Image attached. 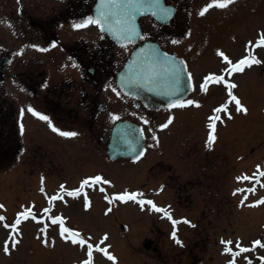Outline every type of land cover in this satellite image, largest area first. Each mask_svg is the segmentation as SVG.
<instances>
[{
  "label": "rangeland",
  "instance_id": "1",
  "mask_svg": "<svg viewBox=\"0 0 264 264\" xmlns=\"http://www.w3.org/2000/svg\"><path fill=\"white\" fill-rule=\"evenodd\" d=\"M260 1L262 8L258 0H242L240 10L230 5L224 14L207 19L205 25L210 37L215 35L213 31L215 23L222 25V22H225L227 26V29L220 31L223 35L213 39L209 43L210 46L212 48L228 46L230 59L238 58L242 53L241 46H245L247 41L252 39L253 34L259 37V34L264 32V0ZM210 15L211 13L209 17ZM258 29L261 30L256 32ZM96 34V29L92 25L85 27V36L94 37ZM258 53L260 54H255L257 58L264 61V50H258ZM216 66L211 58L201 61L193 57L192 70L196 79L189 99L198 102L199 106L195 108L201 107L199 111L192 109L193 104L183 108L168 109L158 114L151 113V117L148 118L149 114L144 116L134 111L126 97L113 96L109 88L105 89L106 87L103 86L100 99L108 103L107 112L96 114L93 111L95 117L91 115L85 119L87 126L85 131H66L62 125L60 127V124L55 125L51 122L61 131L78 133L69 140L54 132L48 121L36 116L25 119L23 134L21 131L24 126L22 123L21 127L19 122L22 151L18 160L15 162V159L12 160L14 165L10 170L0 173V205H3V208H0V215H5L4 221L9 226L14 223L18 213L26 210H31L35 217L41 220L40 222H34L32 219L22 221L17 226L19 234L14 233L11 227H2L0 222V264H81L87 259V246L82 248L63 239L60 235V225H51L46 215H43V209L49 204V197L42 198L37 188L42 178L43 183L48 186L49 194L60 188L59 185L54 186L55 184L69 183L56 174L49 175L48 171H52L51 168H56L59 173H64L62 171L64 169L66 174H71L68 177L75 182L103 171L105 167L100 165L98 160H91L87 164L86 155L95 154L97 138L103 135L106 127L110 128L116 120L112 117L119 116L116 109L120 107L127 110L128 116L138 121L144 128L149 138L147 145L149 152L138 163L123 162L126 166L122 167L132 171L133 179L130 173L119 165L111 166L109 169L113 173L111 175L104 173L105 176H110L111 182L104 184L106 190L136 189L138 184L141 189L137 192L154 196L161 204L171 203L175 218H185L190 224L181 222L175 225L177 239L181 242L177 243L172 237L173 223H168L159 214L151 212L149 214L146 210L141 213L138 208L129 205L125 206L127 210L123 208V204H115L114 201L110 205L104 199L106 193L102 195L89 191L88 208L90 209L81 208L85 207V201L80 204V201L74 197L63 200L65 203L59 199L54 201L51 207L54 212L51 213L64 211L67 216L69 213L70 218L66 219V222L68 221L70 226H76L84 237H90L89 243L102 237L103 233L108 235V239L101 246L108 244L107 250L110 255L115 256V261L108 259L102 252L93 251V264H229L231 254L224 251L226 245L222 244L221 240H231L233 244L230 247L233 250L238 249L234 247L236 240H241L250 248L256 240L264 242V204L249 206L264 199V187L255 195L245 193L248 198L241 205L237 203L238 195L233 194V188L237 186L234 176L241 170H256L257 164L264 159V75L262 76L264 63L245 68L242 73H233L231 77L226 75L230 82L235 84L237 82V88L233 89V93H236L247 108V113L236 112L234 104L229 109L232 117L227 120L229 126L222 125L217 130L216 135L219 133V138L214 149L205 151L200 145L207 141L204 136L205 129L200 125L203 120L201 115L203 111L206 112L207 107L219 104L226 98L221 84L209 82L206 92L200 89L206 76L217 75L223 68L220 65ZM154 115L158 118L153 117ZM170 116L173 122L162 129L160 126L165 124ZM65 120L61 119V121ZM190 121L196 129L190 127L181 133L178 127H186ZM94 125H96L95 129ZM189 136H192L197 143L196 153L181 157V161L174 159L177 161V172L181 174L179 180L185 182L184 180L191 179L186 188H182L191 196L185 198L171 193L179 187L174 180L168 183L166 191L160 186L157 175L148 172L147 167L157 158L153 150L160 143L163 145L164 142V146L169 150L171 148L180 152L179 150L188 144L186 141ZM92 147L93 151H87ZM78 157L79 159H76ZM2 161L0 159V163ZM206 161H212L213 166L199 176L194 170ZM260 164L262 165V162ZM188 167H192L191 171H188ZM80 168H83L82 172L73 176ZM70 169L72 170L69 172ZM261 183L264 185V176L261 178ZM109 207L112 208L111 212H107ZM45 225L48 226L47 245L42 242L44 234L40 232ZM10 233L20 242L14 249H11L9 242L10 254H5L3 246ZM146 242L149 243L148 247L144 246ZM252 252L242 253L236 259V264H249L246 258L250 259L251 264H262L254 259V256H263L264 249L255 247Z\"/></svg>",
  "mask_w": 264,
  "mask_h": 264
},
{
  "label": "flooded vegetation",
  "instance_id": "2",
  "mask_svg": "<svg viewBox=\"0 0 264 264\" xmlns=\"http://www.w3.org/2000/svg\"><path fill=\"white\" fill-rule=\"evenodd\" d=\"M90 1L0 0V59H5L0 69V117L5 119V125L10 124L7 119L14 120L22 112L32 113L28 108L65 129L80 132L87 128L85 119L95 117L93 111L98 106L103 81L100 59L85 52V41L79 33H62L57 29L61 23L84 21ZM165 2L182 8L188 0ZM182 18L183 15L175 14L174 28L179 27ZM140 25L142 38L138 43L149 39L164 47L167 41L164 29L147 21H140ZM7 30L12 34L11 40L6 38ZM171 35L178 39L176 30ZM62 70H70L71 74H61ZM103 139L99 137V141ZM157 154L160 158L150 169L163 182L174 180L179 185L176 190L174 187L176 196L190 197L182 188L191 179L179 180L177 161L166 159L168 150L163 145L158 147ZM191 169L188 167V171Z\"/></svg>",
  "mask_w": 264,
  "mask_h": 264
},
{
  "label": "snow or ice",
  "instance_id": "3",
  "mask_svg": "<svg viewBox=\"0 0 264 264\" xmlns=\"http://www.w3.org/2000/svg\"><path fill=\"white\" fill-rule=\"evenodd\" d=\"M235 2H236V0H210V2L207 3L205 5V7H203L199 11L198 14L200 16H204L213 7H218V8L223 9V8H227L228 6L234 4ZM107 5L110 6L109 10H107V11L101 10L98 12V14L95 18L88 17L84 21H82L80 23H76L73 26L75 28H82V27H86V26L92 25V24L99 25L102 30L113 31V34L116 35L118 38L132 42L133 39L140 37V34L137 31V28L135 25V20H136L137 16L145 14L146 12H148L154 6V0H107ZM101 6H102V8L106 6L105 0H102ZM153 14H155V13H153ZM116 15H119L121 17V19L116 20V23L123 25V27H121L119 30H113L112 26L110 24V18L114 17ZM161 15L163 17H167L169 15L168 10L167 9H161ZM260 47H264V32L259 34V38L256 40L255 44H253L252 41L248 42V44L246 45V49H245L248 54L243 56L241 59H239L235 63H233V61L223 51L218 50L217 55L222 58L223 62H226L229 65V67L223 69L222 72L226 73L228 75V77H231L233 73H242V72H244L245 68H251L253 65H259L261 63H264V61L257 58V56L254 54V50L256 48H260ZM41 50L46 51L47 49H41ZM182 71L183 70L181 68L177 67L175 64H172V67L170 68V73H171V79L173 81L174 87H173V91L169 92L168 95H174L176 92L181 91V88L178 86L181 83ZM190 81H191V74L189 73L188 74V82L190 83ZM146 82L152 83L153 85L157 84L158 83V74L155 71H152L150 73V79L146 78ZM209 82L216 83V84H223L226 87L227 93L229 96V101L226 102L225 104H222L221 106L213 109V115L208 118L210 122L208 124L209 134H208V140L206 142V146L211 147L217 138L216 129H217V121L221 120L220 113H222V112L226 113L227 117L229 119L232 118L231 113L228 111V103L234 102L236 112L247 113V108L242 104L240 99L236 95L233 94L232 90L237 88V85L235 83L230 82V80H225L224 74H221V75L209 74L208 76H206L204 78V82L200 85L201 91H205V92L207 91ZM138 84H139V82L134 81V80L133 81H124L122 83V87H129L131 85H138ZM114 91H115V89H114ZM195 103H196L195 101L190 100V99L186 100V101L176 100V101H173L172 103H170L169 107L170 108H175V107L183 108V107H186L188 105H193ZM196 106H199V105L196 104ZM28 111L32 112L34 115H36L40 119L48 121L49 126L52 128V130L54 132H58V134L61 136L74 137V136L78 135V133H76V132H65V131H61V130L55 128L51 124L49 117H47L46 115H42L39 112H36L34 109L29 108ZM112 119H114V120L119 119V117L113 116ZM172 122H173V118L170 116L168 121L165 124L161 125L160 127L162 129L167 128L168 125H170ZM145 123H147V121H145ZM140 135L141 136L143 135V130H140ZM153 138L155 139V137H153ZM133 150H135V149H133ZM143 155H144V152L140 151L137 154L136 159L137 160L140 159V157ZM259 167L260 166H257V170L259 172V175L264 176V171H259ZM255 176H256V174L254 173L253 177L241 176V177H237V180H253L255 178ZM41 183L43 184V178L41 180ZM101 183L107 185V184H110L111 182L109 180L103 178L100 175H96L94 177H89V178L84 179L80 183V186L77 189L67 191V195L71 196V197H78L82 192H84L85 186L93 187V186L99 185ZM261 186L264 187V185H261ZM43 191H44V188L41 187V192H43ZM100 191L104 192L105 189L101 187ZM254 191H255V188L236 189L233 194L235 195L236 193H239V192H254ZM64 192H65V186L61 185L60 186V192H58L57 194H55L49 198V207L43 209V212L44 213L51 212L52 203L58 199H62L63 198L62 194ZM143 195L144 194L140 193V192H129V191L125 190L123 193L114 194L111 197H109L108 195H105L104 199L106 201H108L110 205L112 204L113 201H116V200H119L121 202L135 201L142 208L145 204L150 205L152 210H154L156 212L163 213L165 216H167V218L169 220L172 221V223L174 225L172 237H173V239L176 240L177 243H181L177 239L175 225H177L181 222L190 224V221H188L187 219H183L182 221L172 219V216L167 209L156 206V204L151 200L143 199L142 198ZM84 198H85V208L87 209L90 206V202L88 200L87 193H84ZM247 198L248 197L245 195L243 197V199L241 200V204H243L244 201L247 200ZM260 204H264V199H261V200L257 201L255 204L249 205V206L250 207L251 206H257ZM0 208H3V205H0ZM111 211H112V208L109 207L107 209V212H111ZM107 212H106V214H107ZM21 217H23L24 220H27L29 217L36 219L35 214L32 213L31 210H26L24 212L17 214V218L11 226H9L7 223H5L4 227L5 228L11 227L14 233L19 234L17 226L20 225L22 222ZM5 219L6 218L4 216L0 215V221H4ZM37 222H40V221H37ZM51 223L53 225L59 223L60 235L66 241H70L72 244L79 245L82 248L85 247V245L87 246V259L82 261L81 264H93V251L102 252L108 259L115 261V259H116L115 256L110 255L107 248H101V247H99V245L94 246L93 244L88 243V240L91 239L90 237H87V238L83 237L79 231L65 227L64 226V220L61 216L51 217ZM47 231H48L47 225H45L43 228L40 229V232L42 234H44V239L42 242L45 245H47L49 243V241L47 239ZM107 239H108L107 234H105V236L101 240V243H103ZM9 242H11V249H14V248H16V246L19 244L20 241L16 239L15 235L10 233L8 239L5 241L4 246H3V251L5 254H10ZM221 243L226 245L224 251L226 253H230L233 256V259L229 261V264H236L235 258L239 257L241 255V253H247L250 251H254L255 247L264 248V242H262L261 240L254 241L252 248L242 247L240 245V242L237 241L236 242V248L239 249L238 251H233L232 247H228V245L233 244V242L231 240H228V241L221 240ZM259 259L262 262H264V257H260ZM249 264H251V261H249Z\"/></svg>",
  "mask_w": 264,
  "mask_h": 264
},
{
  "label": "water",
  "instance_id": "4",
  "mask_svg": "<svg viewBox=\"0 0 264 264\" xmlns=\"http://www.w3.org/2000/svg\"><path fill=\"white\" fill-rule=\"evenodd\" d=\"M113 29V28H112ZM139 56H141V54H139ZM163 68V67H162ZM124 81H133L130 79V74L127 71L126 73H122L119 76V85L122 87V83ZM122 89L125 92H128L132 95H138L143 97V99H145V97L147 96V91L152 90L153 88L151 86H143L141 83H139L138 85H131L129 87H122ZM164 92L166 94H168L169 92H172V86H170V88L166 85V89L164 90ZM156 94H158L157 92H155ZM154 99L148 100L146 99V103L150 104V105H159V104H165L167 103L168 99H164L162 97L156 96L154 95ZM121 125H123L121 123Z\"/></svg>",
  "mask_w": 264,
  "mask_h": 264
}]
</instances>
